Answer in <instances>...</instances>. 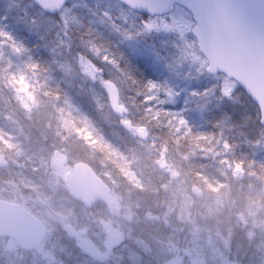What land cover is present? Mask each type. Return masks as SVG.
<instances>
[{
  "label": "rangeland",
  "instance_id": "1",
  "mask_svg": "<svg viewBox=\"0 0 264 264\" xmlns=\"http://www.w3.org/2000/svg\"><path fill=\"white\" fill-rule=\"evenodd\" d=\"M0 5L5 11L3 20L10 17L4 33L11 35L10 27L13 25L10 24L16 20L13 28L17 32L28 33L34 38V30H39L43 36L40 39L49 42L50 49L44 52L53 66L47 68L43 75H51L53 81L55 76V85L62 82L65 86L62 91L66 94L64 99H50L48 95L39 98L28 83H23L24 80L11 87L0 78V113L5 117L0 130V157L8 164L7 168L0 166V172L6 173L0 176L3 180H6L4 176H11L6 186L0 183V196L18 201L35 212L49 230L45 244L30 254L22 252L12 240L0 239V264H67L68 259L74 256V251L82 256L81 244L69 239L64 233L67 224L78 232L91 233L105 257L115 256L118 257V263L130 264L134 255L129 248L135 246L136 240L133 226L145 229L146 224L152 221L168 226L174 220H177L176 224L190 226L192 230L193 225L198 228L195 233L187 235L188 241L191 238V241H196L195 244H189L196 245L198 257V260L193 257L189 259L192 264L208 263V258H211L212 264H264V259L260 257V254L264 257V252H261L264 249V220L258 219L264 203L251 202L246 197L253 191L255 184L264 197V174L253 179V170L251 173L235 161L234 152L227 142V135H232L234 126L240 125L237 133L243 137L249 149L252 148L255 157L264 163V128L260 125V114L236 83L223 76L211 77L206 73L208 63L199 53L191 35L194 22L186 11L175 8L166 17L143 19L110 0H78L55 18L44 17L40 11V20L36 22L31 18L24 25L14 17L26 13V7L30 5L23 6L15 0H0ZM78 11L89 19L103 50H98L93 41L72 37L73 27L79 26ZM107 32L118 38L115 43H111L114 45L111 48L110 44L105 46L107 40L103 39ZM138 47H142L140 52L152 61L151 75L159 78L156 83L149 82V87L147 84L144 87L146 103L152 106L150 112H155V107L160 104L172 110L181 105L180 114L170 111V115H167L177 133L181 126L188 128L190 120L187 119L190 116L183 115L185 106L204 101L205 105L200 108L197 117L202 118V114L207 112L206 120H213L216 128L222 129L213 146L214 155L209 148L203 153V158L212 154L216 162L214 165L226 183L219 194L208 193V197H205L206 202L214 201L213 211L206 209L208 216H201V213L200 216H191L190 211L194 206L188 200L200 198L207 192L199 181L183 171L184 164L179 160L186 157L166 146L169 140L165 144L166 139L143 126L146 123L134 122L138 112L134 105L139 99L137 88L136 92L131 89L128 76L109 58L113 56L111 51L130 49L133 52ZM164 50L166 53L162 52ZM124 62L127 63L126 59ZM107 83L119 95L121 117L112 114L109 102L107 104L105 100L108 101L105 89ZM201 83L210 89L197 91L194 86H200ZM64 102L77 103L88 110L93 106L94 112L108 126L107 131L110 133L113 129L116 133L113 136L119 137L120 144L130 145L145 156L157 151L159 156L156 162L150 160V175H154L159 184L152 186V189L168 182L166 187L175 190L172 184H176L187 202L181 204L180 197L175 194L173 199L178 208L162 202L154 217L152 202L155 197L133 192L121 178L109 176L115 206L122 209L128 205L129 211L132 210L129 212L132 215L129 221L134 225L126 223L129 226H119L120 223L113 218V212L108 214L110 220L102 221L97 211L88 212L79 194L71 192L65 181L72 167L80 162L90 165L96 172L104 171L105 168L88 146L89 135L79 134L77 138L70 135L69 126L56 107L57 103L65 105ZM74 112L72 117L87 120L85 111ZM207 121H204L203 128L207 126ZM189 127L192 129V126ZM139 132L146 136L144 140L140 139ZM158 141H164V145ZM197 154L202 155V152ZM211 213L216 218L210 216ZM235 236L239 237L236 241ZM136 245L139 252L145 250L143 252L146 253L148 246L144 240L138 239ZM189 247L193 253L194 248Z\"/></svg>",
  "mask_w": 264,
  "mask_h": 264
},
{
  "label": "trees",
  "instance_id": "2",
  "mask_svg": "<svg viewBox=\"0 0 264 264\" xmlns=\"http://www.w3.org/2000/svg\"><path fill=\"white\" fill-rule=\"evenodd\" d=\"M15 1L23 6L30 5V7H26V13L23 12L20 15H16L14 19L21 20L20 22L24 23V25L25 23L27 24L29 19L31 18L34 21L41 19L39 16L40 10H38L30 1ZM77 1L78 0L72 1L67 5L66 9H68L71 4ZM117 5L121 8H124L119 4ZM4 14V8L2 5H0L1 80L7 82L6 85H10L11 87L13 86V84L16 85V83L22 82L24 80L23 83L25 85L28 83L39 98H43L45 95H48L50 99H64L63 96H65L66 94H64L62 91L65 87L62 82H58V84L55 85V76L53 81L51 75H43L47 68L50 69V67L53 66V64H51V59L47 55H45L44 52L45 49H50V45L48 44L49 42L40 39V37L43 36L40 34L39 30H34V35H32L34 36V38L30 37V34L28 33H23L22 31L17 32L15 28H13L16 20L14 21V23L10 24V26L13 25L12 27H10V29L12 30L11 35L9 36L8 34L4 33V27H6L10 23V17H7V20H3ZM81 14L82 12H76V15H78L79 19V26H77V28L73 27L74 34L72 37H77V40H79V38H82L87 42L93 41L97 45L98 50H103V48L100 47V40H98L95 36V29H93V26L90 24L89 19ZM42 16L47 17L44 14ZM141 18L147 19V17ZM7 31H9V29L6 30V32ZM104 36L105 37H103V39L107 40L105 41V46L107 44H110V48L114 46L111 43H115V41L118 39L116 35H113L109 32L105 33ZM140 48L142 47L136 48L133 52L130 49H122L121 51L120 49H118L113 52L111 51L113 56L111 58L107 56V59L109 58L112 63L116 67H118V69H120L125 75L128 76L129 82L131 81L130 83L132 90L134 89L135 91V89L137 88V92H135L138 94L137 96L139 97V99L134 102V105L137 108L138 112L135 115L136 118H134V122L141 123L143 121L144 123H146L147 125L143 126H145L148 130H151V132H154V134H159L162 139H166L167 141L165 140V144L169 140V143H167L166 146L168 145L169 147H172V149L174 148L180 154V156L184 155V157H186V159L182 158L181 160L180 158L179 160L182 164H184L182 168L183 171L186 172L185 174H190L194 180L196 179L201 183L200 185H203L206 188V194L203 193L202 197H197L194 199L198 200H195V209L201 210V216H208L206 213V209L208 210L210 208V211H213L214 201L208 200L206 202L205 199L207 198L205 197L212 193L219 194L223 186H225L226 184L225 178H222L218 167L214 165L216 164V162L213 161L212 156V154L214 155L213 146L216 144V139L217 137H219L222 129H217L216 125L212 122L213 120H206L208 117L207 112H204L202 114V118L197 117L196 114H198L200 108L205 105L204 101H200L194 106H185L183 115L190 116L187 119L190 120L187 123L188 128L185 126H181L180 131H178L177 133L174 132L172 128L173 126L171 125V122H169V118H167V115H170V111L180 114L181 105H179L175 110H172L173 108L169 109L166 106L160 104L159 106L155 107V112H150L149 109L152 106L149 107V105H147L146 103L147 94L143 92L146 89L144 87H146V84L149 87V82L156 83L159 78H155L151 75L152 61L149 57L145 56L143 52H140ZM162 52L166 53V50ZM119 58L122 59L120 60ZM124 59H126L127 63L124 62ZM44 83H46V87ZM34 85H36L38 88L34 87ZM194 87L198 89L197 91H206L207 89H210L208 86H205L204 83H201L200 86L197 85ZM105 100L108 104L106 98ZM64 103L65 105L57 103L56 107L57 110L60 111L59 114L62 115V118H64L67 122L70 135L76 138L79 134L82 136H90L88 146L104 164L103 168L105 169L104 171H100V176L110 187L112 186V181L109 176H114L115 178H121L123 182H126L127 186H130V188H132V191L134 190L133 192L140 193L146 197H155L152 202V207H154V210L152 209L153 216H156V211L161 207L162 202H166V204L170 205V207H174L177 209L178 207L175 205V200L173 199L175 194L176 196H178V198L180 197L181 200L179 199V202H181V204L185 201L178 191L179 186H177L176 184H172L174 188L176 187L175 190L166 187L168 186V182L163 183L160 188H158L157 186L156 189H152V186H156L159 184L154 178V175H150V160L152 159L153 162H156L159 156L157 151H153V153L148 155L149 157L145 156L144 154L141 155L132 146H124L123 144H120L118 140L119 137L113 136V129L112 131L109 130L110 133L107 131L109 129L108 126H106L105 122L100 120L98 114L94 112L93 106H91L88 110L87 108L85 109V106H81L77 103ZM66 109H68V111ZM79 110L80 112L85 111L87 113V120L80 117H72V114L75 113L74 111ZM4 118L5 117L2 116V113H0V130L2 128L1 122ZM204 121H207V126L205 128H203ZM234 124H236V122H234ZM189 126H192V129ZM237 127H240V125H237ZM237 127L234 126L232 135L230 134L228 136L226 134L227 139H229L227 140L228 145L234 152V159L238 164L242 165L243 169L249 170L251 173L253 170V179L260 178L264 174V163H262L261 159L255 157L252 148L250 150L245 141L242 140L243 137L237 133ZM173 133L177 135H173ZM163 142L164 141H158L159 144L164 145ZM207 148L212 150V154L207 156L206 158H203L205 154L204 151H206ZM199 151L202 152V155L197 154ZM188 155H190L191 158L187 157ZM135 171L139 172L136 173ZM0 174L4 175L6 173L0 172ZM8 176H4L6 180H3V178L0 176V183H4L3 185L6 186V184H8L7 182L11 180V176ZM246 197L251 202L264 203V197L262 196L259 186L256 184L254 185L253 191ZM104 208V212L102 214L100 213V215L98 216L102 217V220H110L108 217V214L110 212L107 211L106 206H104ZM224 210L226 211L228 209ZM130 211L128 205L124 206L120 210V214L117 216L121 221L120 224L134 225L133 222L131 223L129 221L132 219V215H130L129 213ZM139 215L141 218L140 213ZM223 215L226 216V213H223ZM210 216L216 218L215 214L213 215V213H211ZM258 219L260 221L264 220V209L258 213ZM133 228H136L137 231H141V229L139 230L136 226H133ZM148 233L149 232L143 231L139 232L138 235L142 236L143 240L147 243L151 242V238L148 237ZM159 237L160 234L157 235V239ZM159 239L162 240L163 238L160 237ZM237 239H239V237L235 236L234 241H236ZM131 249L132 248H129L130 252L132 253ZM129 250H126V252ZM262 251L264 252V249H262L261 252ZM260 257L264 259L263 255L261 254Z\"/></svg>",
  "mask_w": 264,
  "mask_h": 264
},
{
  "label": "water",
  "instance_id": "3",
  "mask_svg": "<svg viewBox=\"0 0 264 264\" xmlns=\"http://www.w3.org/2000/svg\"><path fill=\"white\" fill-rule=\"evenodd\" d=\"M44 14L58 15L72 0H29ZM131 12L147 17L167 16L175 6L187 11L194 22L191 34L199 53L208 63L206 73L225 76L235 82L257 107L260 125L264 127V0H113ZM112 113L121 116L115 88L105 85ZM144 140L143 132H139ZM0 165L7 164L0 158ZM77 191L82 203L90 208L105 202L110 208L111 189L86 164L76 165L65 182ZM65 232L76 235L70 226ZM46 227L20 205L0 200V238L12 239L24 252L39 248L45 241ZM86 249L100 261L103 256L90 240Z\"/></svg>",
  "mask_w": 264,
  "mask_h": 264
},
{
  "label": "flooded vegetation",
  "instance_id": "4",
  "mask_svg": "<svg viewBox=\"0 0 264 264\" xmlns=\"http://www.w3.org/2000/svg\"><path fill=\"white\" fill-rule=\"evenodd\" d=\"M92 170L96 174V176L104 182L105 185L109 186L106 183V181L100 176V172H96L93 168H92ZM73 193H76V192H73ZM76 194H78V193H76ZM112 196H113V190H112V194L110 196L111 199H112ZM0 198L4 199L6 201L12 202V203L20 204L18 201H11V199H7L4 196H0ZM195 200H197V199H190V200H188V202H190V204L195 207V205H196ZM185 201L187 202V200H185ZM22 206L25 207L24 205H22ZM104 206H106L107 211L115 213L113 216L114 220L121 223V221L117 217L120 214L121 209L117 208L115 206V203H114V206L110 208L105 204V202L99 201L91 208H87L85 206H84V208L88 212H91V213H93L94 211H97L98 212L97 215H100V213L102 214L105 210ZM194 207L190 211L191 216H193V215L200 216L201 210L195 209ZM26 209H28V208H26ZM31 213L36 215V213L33 211H31ZM154 217H156V216H154ZM101 218L102 217H100V220H102ZM153 219L154 218H152V220ZM176 223H177V220H174V222H172V223H170V225L166 226V225L155 224L152 221L151 223L146 224V226L144 227L145 229L137 227L139 230L141 229V231H137V229L135 228L134 229L135 239H136L135 240V246L131 247L132 248L131 249L132 254L134 255L133 256L134 258L133 259L131 258L130 264H192L189 260L191 257H193V259L198 260L196 250H195L196 245H189V244H195L194 242H196V241H191L192 238L189 241L187 240V238H188L187 235H191L192 232L195 233V231L198 229L197 226L193 225L194 227L192 230L190 226L184 227V226H182L180 224H176ZM119 226H121V224ZM161 227H162V229H161ZM186 228L188 229V231ZM74 231H75L76 235H72V236L66 235V236L69 239L74 240L76 243L81 244L83 254L81 256L80 253H78L77 251H74L72 253V255H74V256L68 259L67 264H122V262L118 263V261H117L118 257L117 258H115V256H113V258L105 257V255H103L102 250H100L99 247L97 246L98 244L96 243V240L93 238L91 233L78 232L75 229H74ZM143 231L149 232L148 237L151 238V242H147V246H148V247H146V253L147 254L145 252H143L145 250H143L142 252H139V250H137L138 246L136 245V243L138 242V239L141 241L143 240L142 236L138 235L139 232H143ZM157 232L160 234V237L163 238L162 240L159 239L160 237L157 239V235H158ZM195 238H193V239H195ZM83 240H91L93 242L96 251L98 253H100L101 255H103L104 260L102 262H100L96 257H94L92 255V253L90 251H87L83 247V242H82ZM189 246H192L194 248L193 253H191V250H190L191 248ZM244 251H245V249H244ZM121 260H122V258H121ZM210 260H211V258H208V263L205 262V264H212V262ZM230 264H237V263H230Z\"/></svg>",
  "mask_w": 264,
  "mask_h": 264
}]
</instances>
